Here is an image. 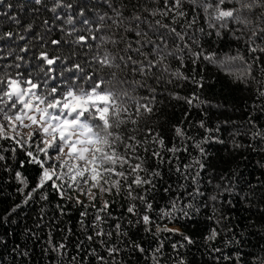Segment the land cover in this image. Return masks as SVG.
<instances>
[{"label": "snow or ice", "instance_id": "1", "mask_svg": "<svg viewBox=\"0 0 264 264\" xmlns=\"http://www.w3.org/2000/svg\"><path fill=\"white\" fill-rule=\"evenodd\" d=\"M32 4L30 18L22 22L12 10L23 11L24 6L0 0L4 8L0 18L12 25L0 34V171L17 182L15 193L20 197L0 212V223L15 224L19 211L36 202L48 205L54 192L60 216L68 206L83 209L81 230L89 244L98 242V247L85 250L80 241L71 255L67 237L55 243L49 229L41 248L47 264H92L93 258L95 264H130L137 256L145 264H166V256L171 264H190L180 249L197 241L168 225L210 208L206 220L213 226L203 240L212 264H264V244L245 251L251 233L226 226L232 217L224 214L226 207H234L237 196L248 208L256 207L260 219L249 224L252 233L264 240L260 207L264 205V0H32ZM208 41L217 49L206 48ZM222 43L229 52L218 51ZM173 60L178 67L173 68ZM201 64L229 67L228 75L237 86L252 91L254 100L241 122L226 116L206 127L200 120L197 126L205 135L196 140L188 135L191 109L222 114L229 110L226 101L213 103L204 95L214 85ZM185 85L195 91L182 96ZM171 101L187 105L189 111L173 125L181 147L173 143L165 149L155 128ZM222 128L230 129L233 151L251 149L261 156L256 161L261 171L256 184L245 181L247 187L238 189L234 170L231 175L219 174L214 183L215 168L203 179L210 159L205 145L210 140L224 145ZM241 137L249 142H241ZM189 142L199 155L181 168L178 153L187 152ZM150 146L156 168L147 164ZM161 150L171 159L165 161ZM172 159L185 183L175 192L171 185L164 187L168 199L161 205L155 195L163 180L159 165H171ZM25 165L34 169L31 181L21 170ZM118 197L127 203L121 205L124 213L114 216L111 209ZM89 210L93 219L86 223ZM46 213L47 207H41L38 219L42 221ZM125 223L128 230L142 229L144 236H151L155 247L132 240ZM67 231L71 235V228ZM25 234L39 238L32 229L26 228ZM222 234L229 252L212 246ZM8 235L0 236V245L7 246ZM166 235L181 237L171 243V256L164 251L161 237ZM11 254L16 264H31L33 259L32 251L19 244Z\"/></svg>", "mask_w": 264, "mask_h": 264}, {"label": "trees", "instance_id": "2", "mask_svg": "<svg viewBox=\"0 0 264 264\" xmlns=\"http://www.w3.org/2000/svg\"><path fill=\"white\" fill-rule=\"evenodd\" d=\"M9 0H5V3ZM13 5H23V11H19L14 7L12 14H17L22 22H27L30 18V10L34 6L32 0H10ZM4 8L0 5V11H3ZM46 15L42 13V16ZM166 23L168 21H165ZM12 27L11 23L6 20V18H0V34L4 31H8ZM13 30H16L13 28ZM53 38H57L54 36ZM214 39V38H213ZM22 46V45H21ZM205 47L210 50L217 49V46L212 44L211 41L205 43ZM235 44L232 45V48H236ZM218 51L222 53L229 52V48L226 44H220ZM234 54V53H233ZM173 68L178 67V63L172 61ZM200 69H202L206 75V78L214 86L212 89L205 90L204 95L209 99L216 102H227L229 105V110L227 113L222 114L221 112L216 111L215 109L205 108L204 111L193 108L190 110V114L187 116V122L192 124L191 130L188 132L189 136L195 137L196 140H200L205 135V130L197 126L200 120L205 121L206 127H214L218 120L225 119L226 116H230L232 120L241 122L244 120L245 116L250 111V106L254 100V94L252 91L244 90L243 85L237 86L233 81L232 76L228 75L229 67H217L212 64H201ZM171 91H176V89H170ZM191 91H195L190 85H185L183 90H181V95H189ZM142 95L144 93H141ZM259 103V102H257ZM234 105V110L233 106ZM188 106L183 103H178L176 101H171L168 103L164 114L159 118V124L156 126L155 130L159 131L165 140V149L172 147L173 143L179 148L181 147V141L175 139V133L173 131V125L178 124L181 120L185 119V112H188ZM204 112H207L208 115L205 116ZM156 117H153L152 120H149V125L153 123ZM143 127V122L141 123ZM187 127V124H185ZM228 131L230 129H221L219 134L220 139L226 141L224 145L218 144L215 141L210 140L208 144L205 145L206 152L209 154V167L206 173L203 174V179L207 180L208 176L212 173V169L215 168L217 172V177L213 181L214 183L218 181L219 174L223 173L226 175H231V172L234 170L239 175V181H236L233 178L234 183H236L238 189L246 188L247 185L245 181H250L252 184H256L257 178L261 176V171L256 165V161L261 159V156L253 153L251 149L248 150H238L233 151L231 138L228 136ZM241 142L247 144L249 141L246 137L240 138ZM185 146L188 147L187 152H179V163L181 168L184 164L190 163L193 157L199 155L198 150L192 146V142L187 143ZM158 147V146H156ZM162 154L165 157V161L171 159V154L167 153L165 150H161ZM151 146L149 149L147 164L150 168L157 167V161L151 157ZM143 155V153H142ZM177 161L172 159V164L169 165L167 162L159 165V169L163 173V180L157 185L156 200L159 204H164L168 199V196H165L163 193V188L169 185L172 186L173 191L178 188L180 184L185 183L183 176L178 174L175 171V165ZM16 169H14L15 171ZM29 180L33 177L34 169L31 165H25L21 169ZM14 175V172H13ZM189 187L188 191H191V182L188 181ZM17 187V182L14 181L9 175L0 171V212L3 209L9 207L13 200L19 202L20 197L16 195L15 189ZM210 191L211 189H206ZM83 199V197H82ZM111 199V197H108ZM227 195L225 200H227ZM58 202V197L54 192L50 195V202L48 205H44L42 202L32 203L29 206L23 208L19 211L14 217L17 220L15 224H3L0 223V236L5 235V233H11L6 237V247L0 245V264H16V261L13 260L11 249L15 244H19L23 249L25 246L32 251V262L31 264H47V259L42 256L41 248L44 247V242L48 239V231L52 230L53 241L59 243L63 237H67L66 243L71 255L76 254L75 245L84 241V249L87 250L89 247H98V242L89 244L85 239V233L81 230L79 224L80 215L79 213L83 211L82 208H73L68 206L66 209V214L60 216L56 211L54 205ZM187 202V201H185ZM126 201L116 198V203L112 207L111 212L114 216H121L124 213V209L121 205H125ZM232 203L234 207H226L224 214L231 216L232 219L226 222V226H235L234 231L239 233L241 231L247 230L251 233L247 236L245 243V251H252L259 244H264V240L260 236L252 233V226L249 224L250 220L259 221L261 213L257 211L256 207L248 208L247 203L240 199L237 196L233 199ZM196 206L200 207L199 202H196ZM41 207H47V213L44 219L41 221L38 219V213ZM261 208H264V205H260ZM211 215V209H201L199 214H193L189 219H181L179 223L169 224V227L180 228L181 231L190 235L197 241L194 246H191L189 249H180V255H187V259L190 264H212V259L208 254L207 247L205 246L203 237L207 234L208 229L213 226L212 221L206 220V217ZM93 219V213L89 210V215L86 220V223H90ZM40 223L42 226L37 229L35 225ZM111 223V222H110ZM32 229V231L37 233L39 237H33L31 235L25 234V229ZM71 228V235L68 233V229ZM125 228L127 225L125 223ZM129 236L132 240L142 241L143 245L147 248L149 245L155 247V241L151 236H144L142 229L137 231L136 229H130ZM90 234V233H89ZM165 239V248L164 251L169 256L174 255L171 249V243L176 242L181 239L180 236H165L161 237ZM225 237L222 234L214 243L213 247H221L225 252H229L232 249L224 245ZM54 258V254H53ZM127 259V255L125 256ZM19 259V258H17ZM166 264H171V261L168 257H165ZM23 264V262H21ZM92 264H95L94 258L92 259ZM130 264H145L143 257H133L130 261ZM223 264V262H222Z\"/></svg>", "mask_w": 264, "mask_h": 264}]
</instances>
